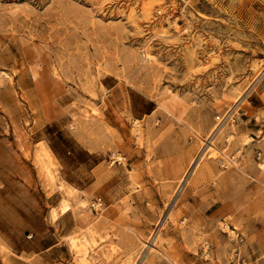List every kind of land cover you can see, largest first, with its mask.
I'll return each mask as SVG.
<instances>
[{
  "label": "rangeland",
  "instance_id": "rangeland-1",
  "mask_svg": "<svg viewBox=\"0 0 264 264\" xmlns=\"http://www.w3.org/2000/svg\"><path fill=\"white\" fill-rule=\"evenodd\" d=\"M262 160L264 0H0V264H264Z\"/></svg>",
  "mask_w": 264,
  "mask_h": 264
},
{
  "label": "crops",
  "instance_id": "crops-1",
  "mask_svg": "<svg viewBox=\"0 0 264 264\" xmlns=\"http://www.w3.org/2000/svg\"><path fill=\"white\" fill-rule=\"evenodd\" d=\"M39 141H41V139ZM25 148H27L26 145H22L19 153L26 157L32 155V153L26 154ZM61 197V192L59 189L55 188L48 194L43 191L42 197L40 198L46 209L45 213L42 215L43 219H41V222L46 226L44 233L47 232V234L51 235L53 239L47 244L40 246L29 244L17 248L12 247L10 253L5 256L3 264H37L35 262H29L28 258L25 257L32 253L37 256L36 260L41 264L64 263L67 259L69 249L67 244L61 241L59 237L66 236L68 233L72 232L76 226L77 220L71 209L60 213L53 220L50 218V207L58 205ZM34 232L36 234L39 233L38 230H35ZM34 232L32 233L34 234ZM63 247L65 250H62Z\"/></svg>",
  "mask_w": 264,
  "mask_h": 264
},
{
  "label": "bare ground",
  "instance_id": "bare-ground-1",
  "mask_svg": "<svg viewBox=\"0 0 264 264\" xmlns=\"http://www.w3.org/2000/svg\"><path fill=\"white\" fill-rule=\"evenodd\" d=\"M257 78V77H256ZM219 131V130H218ZM201 140V139H200ZM207 141V140H206ZM205 143V142H204ZM205 145V144H204ZM210 147V145H208ZM212 147V146H211ZM47 149V148H46ZM44 151V150H43ZM41 151V152H43ZM50 153V151H49ZM201 155V154H200ZM203 155V154H202ZM203 157V156H200V158ZM47 159V158H46ZM201 160V159H200ZM199 164V163H198ZM47 165V164H46ZM259 165L261 167H264V160L260 161L259 162ZM51 166V165H50ZM197 166V165H196ZM198 167V166H197ZM61 187L64 188V195H62V203L63 204H66V203H69L70 200H69V197L68 196H73L76 191H77V188L74 187V186H71V185H68V184H63ZM82 205H85L84 202H82V200L80 201ZM52 213L54 214L55 213V210L52 209ZM83 235V234H82ZM81 235V236H82ZM87 235V234H86ZM82 236V237H71L69 239V246H71V248L74 250L75 254L79 257V262H81V264H93L92 263V259H89L88 258V253H89V250L90 248L92 249L93 247V238H90L88 236ZM153 245V244H152ZM146 246V245H145ZM154 246V245H153ZM152 246V247H153ZM156 248V247H154ZM74 254V253H73ZM91 256V254H90ZM94 259V257H93ZM97 259V258H96ZM173 261V260H172Z\"/></svg>",
  "mask_w": 264,
  "mask_h": 264
}]
</instances>
